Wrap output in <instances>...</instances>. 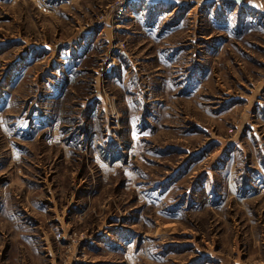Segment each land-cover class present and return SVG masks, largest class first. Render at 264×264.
I'll list each match as a JSON object with an SVG mask.
<instances>
[{
    "label": "rangeland",
    "instance_id": "rangeland-1",
    "mask_svg": "<svg viewBox=\"0 0 264 264\" xmlns=\"http://www.w3.org/2000/svg\"><path fill=\"white\" fill-rule=\"evenodd\" d=\"M0 264H264V0H0Z\"/></svg>",
    "mask_w": 264,
    "mask_h": 264
}]
</instances>
